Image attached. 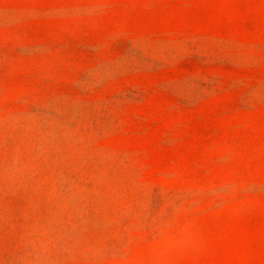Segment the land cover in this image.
Segmentation results:
<instances>
[{
	"label": "rangeland",
	"instance_id": "374dc122",
	"mask_svg": "<svg viewBox=\"0 0 264 264\" xmlns=\"http://www.w3.org/2000/svg\"><path fill=\"white\" fill-rule=\"evenodd\" d=\"M0 264H264V0H0Z\"/></svg>",
	"mask_w": 264,
	"mask_h": 264
}]
</instances>
